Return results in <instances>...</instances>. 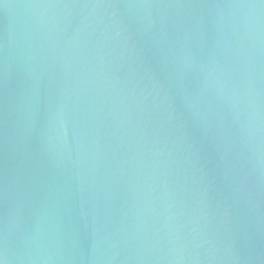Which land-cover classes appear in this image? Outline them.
<instances>
[{
  "label": "water",
  "instance_id": "water-1",
  "mask_svg": "<svg viewBox=\"0 0 264 264\" xmlns=\"http://www.w3.org/2000/svg\"><path fill=\"white\" fill-rule=\"evenodd\" d=\"M0 264H264V0H0Z\"/></svg>",
  "mask_w": 264,
  "mask_h": 264
}]
</instances>
